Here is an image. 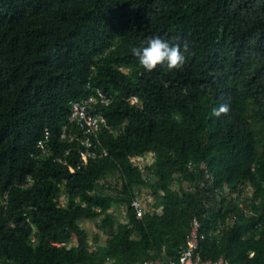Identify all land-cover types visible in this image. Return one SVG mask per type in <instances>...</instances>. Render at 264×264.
<instances>
[{
  "label": "trees",
  "instance_id": "1",
  "mask_svg": "<svg viewBox=\"0 0 264 264\" xmlns=\"http://www.w3.org/2000/svg\"><path fill=\"white\" fill-rule=\"evenodd\" d=\"M151 36L184 64L145 71L130 47ZM88 96L106 153L84 161L67 118ZM194 216L202 259L264 264V0H0V264L176 258Z\"/></svg>",
  "mask_w": 264,
  "mask_h": 264
},
{
  "label": "built area",
  "instance_id": "2",
  "mask_svg": "<svg viewBox=\"0 0 264 264\" xmlns=\"http://www.w3.org/2000/svg\"><path fill=\"white\" fill-rule=\"evenodd\" d=\"M102 103H106L107 100L101 97ZM129 103L138 104L139 100L137 96L131 95L128 99ZM97 100L93 96H88L85 99H80L70 102L68 121L74 122L79 129L83 132L84 138L80 140V145L84 147L81 151V158L86 161L88 158H94L101 156L106 153V150L101 149L97 153L94 148L96 147L95 141L92 140L96 137L97 133L104 127H107L106 119L104 115L97 110ZM68 124L63 126V130L67 128ZM48 139V131H45L43 139H40L36 146L41 152L49 153V150L45 147L44 142ZM154 152H146L142 155H135L131 157L133 165L140 168L145 173V167L150 165L154 161ZM62 195L59 199L60 204ZM141 193H136L130 201V206L134 211L135 217H140L146 210L144 202L141 197ZM153 209V208H151ZM98 211L99 209L96 208ZM124 214V211L122 209ZM205 238V229H202L201 223L197 217H192L189 223L188 230L185 235L183 244L177 249L176 258H156L153 260L146 261L144 264H236L227 261L226 259L219 257L217 259H202L199 254V244L201 240ZM53 244L59 245L60 243L54 242ZM92 247H95L94 243L91 242ZM110 260V259H108Z\"/></svg>",
  "mask_w": 264,
  "mask_h": 264
},
{
  "label": "clouds",
  "instance_id": "3",
  "mask_svg": "<svg viewBox=\"0 0 264 264\" xmlns=\"http://www.w3.org/2000/svg\"><path fill=\"white\" fill-rule=\"evenodd\" d=\"M187 42L170 43L160 36H151L138 45L130 47L131 54L136 57L145 71L153 70L157 65H164L169 70L180 67L185 62Z\"/></svg>",
  "mask_w": 264,
  "mask_h": 264
},
{
  "label": "rangeland",
  "instance_id": "4",
  "mask_svg": "<svg viewBox=\"0 0 264 264\" xmlns=\"http://www.w3.org/2000/svg\"><path fill=\"white\" fill-rule=\"evenodd\" d=\"M175 186V183H173ZM141 197L145 205V209L151 208L149 205L152 202V196L149 194L147 189L141 190ZM66 201V197L63 196L61 198V203L64 204ZM81 226L87 229L89 234V243L91 244V241H93V236L95 233L98 234V240L102 241L104 239V234L102 232V228L98 226V222L95 220H86V221H80Z\"/></svg>",
  "mask_w": 264,
  "mask_h": 264
}]
</instances>
